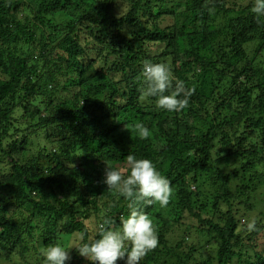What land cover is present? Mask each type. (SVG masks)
<instances>
[{"label": "trees", "instance_id": "16d2710c", "mask_svg": "<svg viewBox=\"0 0 264 264\" xmlns=\"http://www.w3.org/2000/svg\"><path fill=\"white\" fill-rule=\"evenodd\" d=\"M226 2L0 0V264L7 249L30 252L27 238L40 260L22 264H43L36 243L63 245L86 229L98 238L106 218L119 227L129 201L101 181L129 154L150 159L173 189L166 208H143L167 229L140 264H264V199L253 203L264 196V17L254 0ZM145 61L195 89L185 109L142 99ZM206 249L215 254L197 257ZM69 251L66 264H92Z\"/></svg>", "mask_w": 264, "mask_h": 264}, {"label": "clouds", "instance_id": "9594fccd", "mask_svg": "<svg viewBox=\"0 0 264 264\" xmlns=\"http://www.w3.org/2000/svg\"><path fill=\"white\" fill-rule=\"evenodd\" d=\"M251 12L259 23L264 17V0H254ZM141 78L145 85L142 99L154 97L156 107L169 112L185 109L195 92L194 88H188L183 81L176 79L165 63L145 61ZM133 130L140 139L150 136L149 129L142 123L134 124ZM126 164V168L122 169H114L107 164L101 182L107 185L109 191H115L129 201L127 218L120 217L119 227L106 218L98 225V238L86 239V229L77 234L76 242L69 248L61 244L41 247L43 264H66V261L72 259L69 251L72 248L92 264H116L125 258V264H140L149 252L156 249L159 243L157 230L143 208L156 203L166 208L173 195L171 182L157 171L150 159H137L129 154ZM242 224L247 232L257 230L255 219L248 221L245 218Z\"/></svg>", "mask_w": 264, "mask_h": 264}, {"label": "rangeland", "instance_id": "374dc122", "mask_svg": "<svg viewBox=\"0 0 264 264\" xmlns=\"http://www.w3.org/2000/svg\"><path fill=\"white\" fill-rule=\"evenodd\" d=\"M248 0H227V2H226V6L227 7H232V5H234L236 2H239V3H246ZM240 7V5H238V7L237 8H239ZM182 9H174V11H173V13H179L180 11H181ZM123 12H124V8L118 13V15L120 16V15H122L123 14ZM30 16V15H29ZM174 24V20H173V18L171 17V16H168L166 19H164L163 21H162V24L161 25H163V27L164 28H167V27H170V26H172ZM37 33L39 34V31H37ZM36 35V39H38L39 38V35ZM32 43H34V42H32ZM31 46H36V45H31ZM256 49H257V47H256V45H254V43L253 44H251V45H249V48H248V53H249V55L251 56V57H253L254 55H255V51H256ZM260 61H262V62H264V50L262 51V55H261V57H260ZM263 66H264V64H263ZM46 145H49L48 146V148L49 149H51L52 148V146L50 145V144H48V143H45ZM42 146V145H41ZM33 154V152L31 151V153H29V152H27L26 153V156L27 157H30V155H32ZM7 169V168H9L8 166H6V165H2V169ZM260 198H255V200L253 201V203H255V204H257L258 202L260 203L261 201H262V199H264V196L263 195H260L259 196ZM10 198V197H9ZM11 199V198H10ZM252 203V204H253ZM163 214V213H162ZM246 215H241V217H238L240 220H241V222L244 220L243 218H247V217H245ZM163 217H164V215H163ZM248 220V219H247ZM153 221V226L156 228V230H157V234L158 235H160L161 234V232L163 231V230H166L167 228H166V224L164 223V221L162 220V216H158L157 217V219L155 218L154 220H152ZM161 230V231H160ZM167 239L169 240V242H170V244L172 245V246H175V247H177L176 245H177V243L181 240L180 239V232H179V227H171L170 228V231H169V233L167 234ZM73 240L74 241H76V237L75 236H72L71 237V239H69V240H67V239H64L63 240V246L65 247V245H64V243H65V241H68L69 242V244H68V246L69 247H71L72 246V243H73ZM33 240L32 239H30V238H27V242H28V244H26L24 241L22 242L23 243V247H30L31 248V251L30 252H25V253H22L21 252V249L19 248V247H16V249H13V250H5L4 251V253H3V255H2V257H3V259L4 260H2V262H1V264H22V263H24L27 259H30V258H34V259H37L38 257H37V255H36V253L33 251V242H32ZM36 246H37V248L39 249V251H40V249H41V243H36ZM65 247V248H69V247ZM191 245L189 244V243H187V245H185V248H189ZM257 250H264V235L260 238V242H258V248H257ZM177 252H180V251H178L177 250ZM211 253H213V254H215V251H214V249H206V250H204V252H203V255L202 256H199L198 254H197V257H199V258H203V257H206L207 255H209V254H211ZM23 254V255H22ZM253 254V253H252ZM23 256V257H22ZM39 259V258H38ZM40 260V259H39ZM26 262H30V261H26ZM233 264H242V263H240V262H238L237 260H235V262L233 263Z\"/></svg>", "mask_w": 264, "mask_h": 264}]
</instances>
